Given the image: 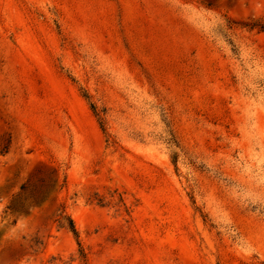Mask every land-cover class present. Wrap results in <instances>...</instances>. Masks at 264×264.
I'll use <instances>...</instances> for the list:
<instances>
[{
  "label": "rangeland",
  "instance_id": "374dc122",
  "mask_svg": "<svg viewBox=\"0 0 264 264\" xmlns=\"http://www.w3.org/2000/svg\"><path fill=\"white\" fill-rule=\"evenodd\" d=\"M0 264H264V0H0Z\"/></svg>",
  "mask_w": 264,
  "mask_h": 264
},
{
  "label": "trees",
  "instance_id": "16d2710c",
  "mask_svg": "<svg viewBox=\"0 0 264 264\" xmlns=\"http://www.w3.org/2000/svg\"><path fill=\"white\" fill-rule=\"evenodd\" d=\"M71 229L73 232H76L73 222L71 221Z\"/></svg>",
  "mask_w": 264,
  "mask_h": 264
}]
</instances>
